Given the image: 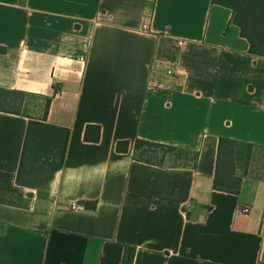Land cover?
I'll return each mask as SVG.
<instances>
[{
	"label": "crops",
	"instance_id": "0c3cea01",
	"mask_svg": "<svg viewBox=\"0 0 264 264\" xmlns=\"http://www.w3.org/2000/svg\"><path fill=\"white\" fill-rule=\"evenodd\" d=\"M148 2L0 0V88L51 98L0 111V264H264V57L226 7ZM219 137L254 144L238 194L212 187ZM136 138L195 167L133 160Z\"/></svg>",
	"mask_w": 264,
	"mask_h": 264
},
{
	"label": "trees",
	"instance_id": "16d2710c",
	"mask_svg": "<svg viewBox=\"0 0 264 264\" xmlns=\"http://www.w3.org/2000/svg\"><path fill=\"white\" fill-rule=\"evenodd\" d=\"M212 4L220 5L231 10V23L239 28L240 36L248 42L247 53L257 57H264V0H211ZM150 8L153 0L148 2ZM3 49H0L2 52ZM49 96H42L22 90L0 88V111L25 117L37 116L34 109L42 100L43 110L41 119L47 116L50 103ZM100 128L98 125L88 124L85 127L84 141L97 142ZM128 140H118L115 143L116 152H127ZM254 144L239 140L219 137L216 151L215 172L212 187L215 190L238 194L241 176L236 174V163L241 161L248 165ZM131 157L133 160L164 167L168 159L175 162L173 166L195 167L198 152L163 144L150 140L136 138L132 144ZM92 207L95 202H91ZM134 248L126 246L122 264H131Z\"/></svg>",
	"mask_w": 264,
	"mask_h": 264
},
{
	"label": "rangeland",
	"instance_id": "374dc122",
	"mask_svg": "<svg viewBox=\"0 0 264 264\" xmlns=\"http://www.w3.org/2000/svg\"><path fill=\"white\" fill-rule=\"evenodd\" d=\"M41 101H35V102H33V104H36V103H40ZM40 111V108H37V109H34V113H36V114H38V112ZM258 161V160H257ZM167 165H173V164H175V162L173 161V160H171V159H168L166 162H165ZM259 165V164H258ZM262 166H264V165H261V166H258L257 168H258V171H259V169H261V167Z\"/></svg>",
	"mask_w": 264,
	"mask_h": 264
},
{
	"label": "built area",
	"instance_id": "2783aa9c",
	"mask_svg": "<svg viewBox=\"0 0 264 264\" xmlns=\"http://www.w3.org/2000/svg\"><path fill=\"white\" fill-rule=\"evenodd\" d=\"M149 12L147 13V18L149 17ZM146 24H147V22H144L142 25H141V28L142 29H145L146 28ZM168 72H171V70H168Z\"/></svg>",
	"mask_w": 264,
	"mask_h": 264
}]
</instances>
